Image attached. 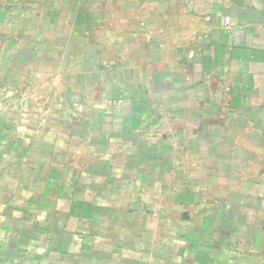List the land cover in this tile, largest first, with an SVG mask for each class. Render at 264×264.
<instances>
[{"label":"crops","instance_id":"obj_1","mask_svg":"<svg viewBox=\"0 0 264 264\" xmlns=\"http://www.w3.org/2000/svg\"><path fill=\"white\" fill-rule=\"evenodd\" d=\"M0 264H264V0H0Z\"/></svg>","mask_w":264,"mask_h":264}]
</instances>
